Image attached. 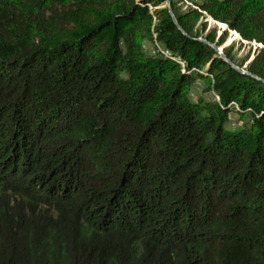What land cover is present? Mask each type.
<instances>
[{"label":"trees","instance_id":"trees-1","mask_svg":"<svg viewBox=\"0 0 264 264\" xmlns=\"http://www.w3.org/2000/svg\"><path fill=\"white\" fill-rule=\"evenodd\" d=\"M170 2L0 0V264H264V0Z\"/></svg>","mask_w":264,"mask_h":264},{"label":"rangeland","instance_id":"rangeland-1","mask_svg":"<svg viewBox=\"0 0 264 264\" xmlns=\"http://www.w3.org/2000/svg\"><path fill=\"white\" fill-rule=\"evenodd\" d=\"M176 1L178 2L181 10H185L188 8L196 9L197 5H199V3L202 0H176ZM202 20L205 23V28L203 29V36H205L208 33H210L211 36H214V41L212 43H216L217 41L216 38L218 37V35L221 32L226 31L224 43L220 46V48L222 49V52L224 46H227V48H229L233 58L237 61V63L241 65L240 69L245 70L247 62L252 58L256 49L263 47L261 44L242 40L239 35L234 34V32H232L231 30H228L225 25L214 21L210 16L204 13L202 14ZM156 44L160 47L161 51H165L163 46L160 45L159 43H156L155 41H148L146 39H143L141 41L142 53L151 56L157 54L164 55L157 49ZM187 95L191 101L198 102L204 107L206 105L215 104L216 101L218 102L217 95H215V93L210 89L209 82L206 79L196 78L187 87ZM232 106L234 107L233 109H235L236 107L235 103H233ZM247 115H248L247 113L240 114L237 112H231L228 114V121L226 125L228 127H235L239 124H242L244 121L248 119Z\"/></svg>","mask_w":264,"mask_h":264},{"label":"water","instance_id":"water-1","mask_svg":"<svg viewBox=\"0 0 264 264\" xmlns=\"http://www.w3.org/2000/svg\"><path fill=\"white\" fill-rule=\"evenodd\" d=\"M165 5L166 7L168 8V12H169V15L170 17L172 18L174 24L176 25V27L183 33L185 34V31L182 29V27L179 25L178 21L176 20L175 16H174V12L172 10V7H171V2L170 0H165ZM198 40L206 43L207 45H209L219 56L220 58L227 64H229L231 67H233L234 69L240 71L241 73L243 74H247V75H250L252 77H255L257 79H260L258 78L257 76L251 74L250 72H248L247 70H243V69H239L237 66H235L231 60L222 52V49L220 48L219 45H217L216 43H212V42H209L207 40H204V39H200L198 38ZM264 82V80H262Z\"/></svg>","mask_w":264,"mask_h":264},{"label":"bare ground","instance_id":"bare-ground-1","mask_svg":"<svg viewBox=\"0 0 264 264\" xmlns=\"http://www.w3.org/2000/svg\"><path fill=\"white\" fill-rule=\"evenodd\" d=\"M156 47H157V49L162 53V54H164L165 56H167V57H170V53H169V51H167V50H165V51H161V49H160V47L156 44ZM154 50V49H153ZM163 50V49H162ZM155 51V50H154ZM153 51V52H154ZM157 51V50H156ZM155 54H156V52H155Z\"/></svg>","mask_w":264,"mask_h":264}]
</instances>
